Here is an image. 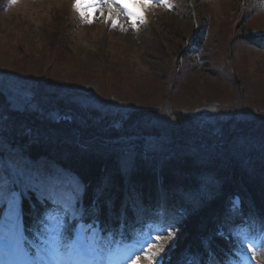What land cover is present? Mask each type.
<instances>
[{
	"label": "rangeland",
	"instance_id": "374dc122",
	"mask_svg": "<svg viewBox=\"0 0 264 264\" xmlns=\"http://www.w3.org/2000/svg\"><path fill=\"white\" fill-rule=\"evenodd\" d=\"M55 1L58 5L61 3L63 9L58 10L50 0H23L0 11V96L3 98L0 102L10 109L34 113L30 104L41 109L43 93L51 92L56 102L67 105L62 110L54 109L50 113L52 118H68L70 122L68 132L64 128L42 129L47 135L61 139L74 136L79 147L82 140H93L84 137L85 121L79 117H63V113H70L67 112L71 109L69 103L75 101L99 113L114 112V116L145 110L146 118L138 119L141 123L135 124L133 129L150 127L158 136L148 139L158 146L168 143L169 133L174 129L194 130L195 126L190 127V124L196 119L210 120L209 125L215 126L232 122L238 129H252L264 121V50L249 47L240 33V29L247 26L255 27L257 32L264 31V13L252 23L246 18L244 22L238 13L231 12L230 0H190L195 16L198 19L208 16L210 26L206 47L199 49L203 56L200 59L186 40L190 23L185 19L178 25L185 39L175 34L177 27L167 29L159 23L158 28L144 26L139 33V27L133 29L124 16L118 23L126 30L112 27V22L109 30L100 25L103 21L99 13L94 22L81 21L71 31L62 18V26L56 20L70 6L68 0ZM167 9L150 7L144 13H150L152 18L164 14L168 19H175L176 14ZM104 11L107 14L108 10ZM3 70L13 73L8 77ZM13 76L17 80L13 81ZM32 88L35 89L33 94ZM50 101H45L43 109L45 104L56 108ZM87 117L95 116H84ZM33 130L39 132L40 129ZM241 135L243 133L232 141L241 147L260 146L257 144L260 139H256L258 132L250 137L247 133ZM241 138H246L245 144L240 143ZM217 147L224 149L221 144ZM257 153L258 158L264 157V147ZM232 155L237 157V151L228 153L229 157ZM258 161L260 163V159ZM235 167L240 177L238 184L244 185L245 179L259 180L253 174L259 166L242 168L239 164ZM260 177L264 179V175ZM260 198L264 199V192Z\"/></svg>",
	"mask_w": 264,
	"mask_h": 264
},
{
	"label": "trees",
	"instance_id": "16d2710c",
	"mask_svg": "<svg viewBox=\"0 0 264 264\" xmlns=\"http://www.w3.org/2000/svg\"><path fill=\"white\" fill-rule=\"evenodd\" d=\"M60 24L61 22H59V25ZM240 30L242 37L250 40L249 42L253 44L256 42L254 36L251 35L252 32L250 27H242ZM179 31L180 29L177 27L175 32L177 36L179 35ZM6 66L8 65L6 64ZM3 72L8 75L7 71L3 70ZM30 91L32 94L35 93L34 88L30 89ZM50 93L51 92L43 93L45 94L43 99L46 102L51 100L50 102H53L56 108L49 107L45 104L43 109L42 105L45 103L44 100L41 106H39L41 109H36L34 105L30 104V107H34V114L37 117L33 115L34 118L41 123L48 122L54 124L56 119H60V117L52 118L50 113H52L54 109L58 111L60 108L62 110L67 106L66 104L62 105L59 101L56 102L54 100L55 97L50 96ZM69 105L71 109L69 108L67 112L70 113H63V117L68 115V117H79L82 121H85L87 124L85 126L82 125L83 130L86 131L84 137H90L93 141L103 146H92L89 148L79 147L76 137L74 136H66L61 139L53 135H47L42 130L39 132L35 130L31 134L26 135L28 129L31 130V126L25 122L17 126L16 132L13 131L11 137L15 142L27 146L28 151L34 156L51 155L56 157L59 161L67 163L68 166L75 169L83 179L89 183L87 197L89 199L91 198L93 189H95V192L105 193L108 198L106 200L107 205H109L108 207L113 208L116 214L119 211L118 206L121 201L122 189L124 188L125 173L129 172L132 176L130 177V184L139 202H141L140 199L142 196L144 201L151 204L152 200L155 198L154 189L156 188L159 189L163 195L168 193V191L172 192V190L177 192V189H181V191L186 189L195 190L198 184L207 185L208 183L206 181L210 182V180L213 181L216 179L218 182L225 181L224 193L234 190L243 191L245 196L255 200L260 212H264V199L260 198V195L264 192V179H262V181L260 180L261 182L259 180L249 182L245 179V184L240 185L238 184L240 177L237 175L235 167L240 164L242 168H246L248 166L247 161L245 160L243 162L244 159L242 158L249 155V153L257 155L260 148L264 147V121H262L260 125L256 124L253 127L250 126L252 129H248L241 135L244 136V133H247V137H250V134L255 133L257 135L258 132L256 139H260L259 143H257L260 146L257 148H253L256 147V145L253 144L248 147H241L237 145L238 142H233L238 140V133L234 135L233 141L229 142V137L232 132L245 130L236 128L237 125L235 123H226L225 121L224 124L222 123L221 125L215 126L209 125L210 120L204 121L200 119H196L194 120V124H190V127L192 125L195 126L194 130L190 129L185 132L182 129H174L169 133L168 143L165 146L163 144L158 146L148 139L158 136V134L153 133L150 127H147V130L144 128L138 129L139 127H137V130L133 129L135 124L141 123L138 119L146 118L145 110H141L140 112L134 110L131 112L118 113L114 116V112L113 114L110 112L111 114L107 115L99 113L96 109L90 110V107H86L84 103L81 104L79 101H75L73 104L69 103ZM0 108V116L2 117L4 112L2 111V102H0ZM88 114L90 117L91 114L95 117L91 119L88 117L84 118V116ZM66 119L68 120V118ZM68 124V122L63 124V128L66 129L65 132H68ZM139 130L141 131L140 134H138ZM5 131L4 129L3 132ZM211 132L218 133V136L215 137V134ZM138 137L144 140L148 148L163 152H168L177 139L186 142L195 141L196 139H203L205 141L216 140V143L226 146L227 148L223 151H219L218 149L207 150L200 145L195 147L180 145L179 148L170 155L149 158L151 161L144 160V156L140 155L142 161L138 162L139 159H136V165L127 168L123 163V158L130 153L128 149L104 146V144L107 143L123 144L137 139ZM246 138H241L240 143L245 144ZM207 144H210V142ZM232 151H237V157L234 155H232L234 157L228 156V153L230 152L231 154ZM135 155L139 157L138 154ZM245 173L247 178L248 173ZM232 174L233 176H231ZM262 175H264V172ZM223 194L197 208V210L190 214L187 220L183 222L180 231L167 246V257L166 254L162 256L165 261L167 260L164 264H174L178 261L185 248L198 247L201 243V239L207 233L214 232L224 209L225 196H223ZM156 197L158 198L159 196ZM163 200H167V198L165 197ZM107 205L104 203L102 207L104 213L106 212Z\"/></svg>",
	"mask_w": 264,
	"mask_h": 264
},
{
	"label": "snow or ice",
	"instance_id": "6c2138e0",
	"mask_svg": "<svg viewBox=\"0 0 264 264\" xmlns=\"http://www.w3.org/2000/svg\"><path fill=\"white\" fill-rule=\"evenodd\" d=\"M10 4H15L16 0H9ZM166 7L171 8L172 5L168 0H158V3H154V0H73V8L78 12L81 19L86 23H92L93 19L97 18V13L104 14V10L107 9L105 16L106 21L112 22V27H120L121 30H126L122 25L118 23L119 18L124 16L131 24L133 29H137L138 24L144 22L143 10L150 7ZM260 37H264V32L259 33ZM132 160L126 158L124 161L125 167L130 166ZM38 192V199L41 201H51L54 193L48 189H37L35 186H29L25 192ZM20 193L13 191L11 193V199H8L7 217L13 219L20 211L21 201ZM5 196L4 190L0 189V198ZM238 206V201L232 202V209L235 210ZM50 210L46 209L45 214L41 219L46 220ZM60 230L56 236V255L55 259L63 261L64 264H98V261L103 259L100 255L101 252L106 249L101 243V238L96 237L93 240V245H85L82 238H78L75 242L68 245V255L65 256L62 249L64 233H69V228L61 222L59 226ZM165 236H156L155 239L160 241L159 244H149L147 248H142L139 254H136L131 259V264H159L160 253L164 251L165 245L175 235L174 232H167ZM237 239L241 248H246V251L250 254V259L255 260L259 255L264 258V237L257 241L256 239H249L245 230L240 229L237 231ZM72 253H75L73 255ZM88 257V259H86ZM111 259V256L108 257Z\"/></svg>",
	"mask_w": 264,
	"mask_h": 264
},
{
	"label": "bare ground",
	"instance_id": "6f19581e",
	"mask_svg": "<svg viewBox=\"0 0 264 264\" xmlns=\"http://www.w3.org/2000/svg\"><path fill=\"white\" fill-rule=\"evenodd\" d=\"M8 73V77H10L12 75L11 71H7ZM17 80V77L16 76H13V81Z\"/></svg>",
	"mask_w": 264,
	"mask_h": 264
},
{
	"label": "water",
	"instance_id": "95a60500",
	"mask_svg": "<svg viewBox=\"0 0 264 264\" xmlns=\"http://www.w3.org/2000/svg\"><path fill=\"white\" fill-rule=\"evenodd\" d=\"M64 122V120L61 121V123Z\"/></svg>",
	"mask_w": 264,
	"mask_h": 264
}]
</instances>
